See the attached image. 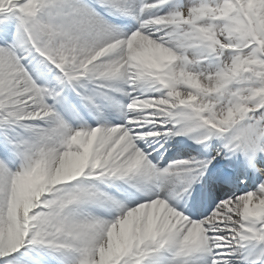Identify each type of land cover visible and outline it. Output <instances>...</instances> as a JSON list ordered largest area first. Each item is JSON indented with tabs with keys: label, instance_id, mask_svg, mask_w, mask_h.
Instances as JSON below:
<instances>
[{
	"label": "snow or ice",
	"instance_id": "1",
	"mask_svg": "<svg viewBox=\"0 0 264 264\" xmlns=\"http://www.w3.org/2000/svg\"><path fill=\"white\" fill-rule=\"evenodd\" d=\"M0 264H264V0H0Z\"/></svg>",
	"mask_w": 264,
	"mask_h": 264
}]
</instances>
